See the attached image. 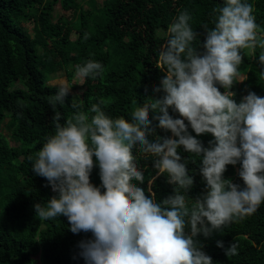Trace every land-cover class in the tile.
Here are the masks:
<instances>
[{
    "label": "clouds",
    "instance_id": "clouds-1",
    "mask_svg": "<svg viewBox=\"0 0 264 264\" xmlns=\"http://www.w3.org/2000/svg\"><path fill=\"white\" fill-rule=\"evenodd\" d=\"M254 12L248 0H224L211 11L213 26H201V42L192 14L179 11L157 54L156 68L163 75L153 91L162 95L137 105L130 119L108 115L103 99L87 111L73 103L77 110L65 119L56 107L71 92L68 81L47 98L54 131L29 161L55 195L33 207L41 220L64 216L72 233L92 234L79 244L86 264H212L196 238L253 215L264 203V97L249 91L237 102L230 90L247 79L240 72L244 50L264 67V29ZM74 67L81 82L104 71L91 58ZM153 120L172 135H156ZM206 133L214 137L207 147L197 139ZM181 148L199 158L206 190L195 199L188 196L194 178L187 164L196 161L183 158ZM134 149L152 158L154 176L145 177ZM237 163L243 187L224 178L227 166ZM94 167L99 186L90 179ZM160 176L173 189L157 200L151 186ZM145 180L147 189L139 186ZM225 254L237 255V245L231 243Z\"/></svg>",
    "mask_w": 264,
    "mask_h": 264
},
{
    "label": "trees",
    "instance_id": "trees-1",
    "mask_svg": "<svg viewBox=\"0 0 264 264\" xmlns=\"http://www.w3.org/2000/svg\"><path fill=\"white\" fill-rule=\"evenodd\" d=\"M223 2L106 0L89 14L82 10L78 0H0V125L9 120L11 139L17 143L10 145L0 129V264H86L79 244L93 238L90 232L72 233L64 216L41 220L33 207L35 203L45 204L55 195L50 186H46L47 180L31 171L29 161V156L34 158L45 137L54 131V111L47 98L58 87L48 85L50 76L58 67L71 65L73 70L67 73L71 81L76 64L90 58L101 62L102 75L87 78L81 93L78 96L69 94L56 110L66 119L77 110L72 107L73 103L82 104V110L87 111L93 103L103 99L108 115L130 119L137 105L142 106L149 97L162 95L153 91L163 75L156 68L157 54L166 38L167 26L178 12L187 9L192 14V27L200 33L202 42L201 26L205 23L213 26L211 11ZM248 2L254 5L256 22L264 29V0ZM57 5L62 11H72L76 15L75 22L56 16ZM26 20L33 24L34 37L22 24ZM85 32L90 34L87 40L83 39ZM73 34L76 35L74 39L71 38ZM260 52L257 48V57ZM242 55L240 72L247 79L242 84L234 83L230 89L236 93L234 99L239 102L249 91L264 97V75H261L264 67L247 50ZM61 56L63 61L59 59ZM169 113L179 118L171 109ZM153 115L150 111L149 118ZM152 123L155 127L158 121ZM188 130L195 136L190 126ZM155 134L172 135L158 127H155ZM197 139L205 147L209 141H214L207 133ZM134 152L145 177L154 176L152 158H143L137 149ZM180 154L196 161L187 164L194 178L188 196L195 199L206 190L199 158L182 148ZM239 169V163L228 165L224 178L243 187ZM90 179L94 185H100L98 168L94 167ZM139 186L149 187L147 180ZM151 187L157 200L172 194L173 186L167 183L166 176L158 177ZM196 239L212 258V264H264V203L253 215L234 220L207 238L199 235ZM217 241H222L224 247H217ZM231 243L237 245V255L225 254Z\"/></svg>",
    "mask_w": 264,
    "mask_h": 264
},
{
    "label": "rangeland",
    "instance_id": "rangeland-1",
    "mask_svg": "<svg viewBox=\"0 0 264 264\" xmlns=\"http://www.w3.org/2000/svg\"><path fill=\"white\" fill-rule=\"evenodd\" d=\"M81 4L82 10L84 12H87L89 14H93L94 10L97 8H100L105 2L106 0H78ZM55 12H56V16L57 14L60 15L63 19L65 20H71V22H75V17L76 15H74L72 13V11H62L60 6L57 5L55 7ZM54 17V21H56L57 17ZM23 26L30 32V35L32 37H34L35 32L33 31V24L30 20H26L25 22L22 23ZM76 37L75 34L72 35V39H74ZM248 51V50H247ZM61 61L64 60V57L61 56L59 58ZM73 70L71 65H63L60 66L56 69V72L54 74H52L49 78V82L48 85L50 86H59L62 82L64 81H68L67 79V73L71 72ZM241 76H244V74L241 72ZM70 83L73 84L72 89L70 94L73 96H78V94L81 93V86L83 84V82L79 81L78 79L75 78V75L73 74V78L71 81H68ZM243 82H241L242 84ZM20 88L21 86H16V88ZM0 129H1V133L8 139V141L10 142V145L12 146H16L17 143H15L12 139H11V128L9 126V120L6 119L1 125H0ZM39 257H37L36 259H38Z\"/></svg>",
    "mask_w": 264,
    "mask_h": 264
}]
</instances>
